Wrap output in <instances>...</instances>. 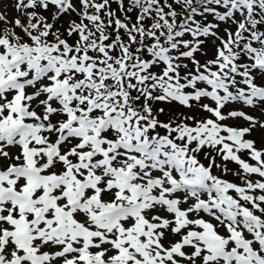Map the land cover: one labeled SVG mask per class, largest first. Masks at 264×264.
Instances as JSON below:
<instances>
[{
    "label": "snow or ice",
    "instance_id": "1",
    "mask_svg": "<svg viewBox=\"0 0 264 264\" xmlns=\"http://www.w3.org/2000/svg\"><path fill=\"white\" fill-rule=\"evenodd\" d=\"M0 264H264V0H0Z\"/></svg>",
    "mask_w": 264,
    "mask_h": 264
}]
</instances>
